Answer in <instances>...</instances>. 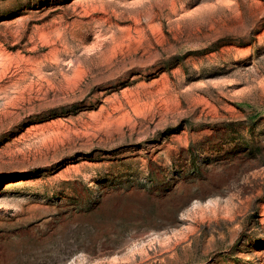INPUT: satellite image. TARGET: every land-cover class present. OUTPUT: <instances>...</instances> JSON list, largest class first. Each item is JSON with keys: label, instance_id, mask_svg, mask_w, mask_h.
Segmentation results:
<instances>
[{"label": "rangeland", "instance_id": "obj_1", "mask_svg": "<svg viewBox=\"0 0 264 264\" xmlns=\"http://www.w3.org/2000/svg\"><path fill=\"white\" fill-rule=\"evenodd\" d=\"M0 264H264V0H0Z\"/></svg>", "mask_w": 264, "mask_h": 264}, {"label": "trees", "instance_id": "obj_2", "mask_svg": "<svg viewBox=\"0 0 264 264\" xmlns=\"http://www.w3.org/2000/svg\"><path fill=\"white\" fill-rule=\"evenodd\" d=\"M63 110H66V109H63ZM70 112H73V111H71V110H67V111H63L61 114H65V113H70ZM60 113H57V112H55V113H53V115L52 116H54V115H57V114H60ZM48 118V117H47Z\"/></svg>", "mask_w": 264, "mask_h": 264}, {"label": "bare ground", "instance_id": "obj_3", "mask_svg": "<svg viewBox=\"0 0 264 264\" xmlns=\"http://www.w3.org/2000/svg\"><path fill=\"white\" fill-rule=\"evenodd\" d=\"M209 202H213L212 200H209ZM201 204V202L200 201H195V203H194V206H199Z\"/></svg>", "mask_w": 264, "mask_h": 264}]
</instances>
